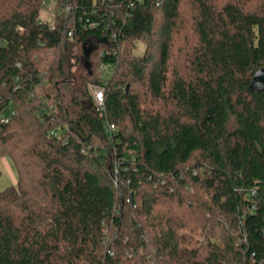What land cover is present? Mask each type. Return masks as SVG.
I'll return each mask as SVG.
<instances>
[{"label":"trees","instance_id":"16d2710c","mask_svg":"<svg viewBox=\"0 0 264 264\" xmlns=\"http://www.w3.org/2000/svg\"><path fill=\"white\" fill-rule=\"evenodd\" d=\"M263 67L264 0H0V264H262Z\"/></svg>","mask_w":264,"mask_h":264},{"label":"rangeland","instance_id":"374dc122","mask_svg":"<svg viewBox=\"0 0 264 264\" xmlns=\"http://www.w3.org/2000/svg\"><path fill=\"white\" fill-rule=\"evenodd\" d=\"M47 8L44 11V18L46 20H49L50 22L53 21V16H54V7H53V2H49L47 4ZM100 70V69H99ZM103 71V76L108 78L110 73H111V69L108 70H102ZM76 75L78 76L79 73L77 70H75ZM0 190H5L8 187L14 186L17 183V173H16V169L15 166L12 162V160L8 157H5L1 160L0 163Z\"/></svg>","mask_w":264,"mask_h":264},{"label":"built area","instance_id":"2783aa9c","mask_svg":"<svg viewBox=\"0 0 264 264\" xmlns=\"http://www.w3.org/2000/svg\"><path fill=\"white\" fill-rule=\"evenodd\" d=\"M69 35H72L71 33H69ZM101 70H108L110 69L107 65H102L100 67ZM91 89V93L93 95V98H94V101H95V104L98 108L99 111H104V108H105V87L104 86H91L90 87ZM15 115V112L12 111L9 115H3L1 117V123L3 124H6L9 122L10 118L12 116ZM108 131L111 133V132H114L116 131V127L115 125L111 124L107 127Z\"/></svg>","mask_w":264,"mask_h":264},{"label":"water","instance_id":"95a60500","mask_svg":"<svg viewBox=\"0 0 264 264\" xmlns=\"http://www.w3.org/2000/svg\"><path fill=\"white\" fill-rule=\"evenodd\" d=\"M263 89H264V67L256 72L250 84L251 91H261ZM262 264H264V262Z\"/></svg>","mask_w":264,"mask_h":264}]
</instances>
